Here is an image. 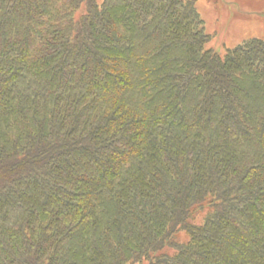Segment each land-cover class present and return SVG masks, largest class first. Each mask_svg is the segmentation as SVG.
Returning a JSON list of instances; mask_svg holds the SVG:
<instances>
[{
	"label": "trees",
	"instance_id": "trees-1",
	"mask_svg": "<svg viewBox=\"0 0 264 264\" xmlns=\"http://www.w3.org/2000/svg\"><path fill=\"white\" fill-rule=\"evenodd\" d=\"M196 0H0V264H264V37Z\"/></svg>",
	"mask_w": 264,
	"mask_h": 264
},
{
	"label": "rangeland",
	"instance_id": "rangeland-1",
	"mask_svg": "<svg viewBox=\"0 0 264 264\" xmlns=\"http://www.w3.org/2000/svg\"><path fill=\"white\" fill-rule=\"evenodd\" d=\"M196 7L210 35L208 47L222 54L247 38L264 37V0H196Z\"/></svg>",
	"mask_w": 264,
	"mask_h": 264
}]
</instances>
